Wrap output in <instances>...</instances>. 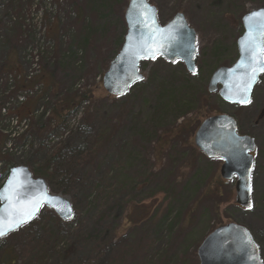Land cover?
<instances>
[{
    "label": "rangeland",
    "instance_id": "374dc122",
    "mask_svg": "<svg viewBox=\"0 0 264 264\" xmlns=\"http://www.w3.org/2000/svg\"><path fill=\"white\" fill-rule=\"evenodd\" d=\"M150 1L158 8L161 24L183 12L195 29L197 71L191 73L181 60L171 62L163 56L143 60L140 71L144 79L123 96L114 97L104 89L101 77L123 45L129 0H0L1 182L5 181L3 170L9 159L32 168L45 166L51 155L67 146L72 149V164L79 158L84 160L73 165V172L57 175L55 185L59 189L49 187L51 193L71 201L75 218L67 224L53 209L43 207L37 224L4 237L0 260L11 249L17 264H39L40 255L48 264H81L97 252L96 236H92L95 228L98 234L107 232L105 237L114 236L117 251L125 220L122 217L120 226V216L139 198L147 199L155 191H163L178 170L186 173L182 177L179 173L175 197L163 202L160 210L171 212V216L163 224L150 221L145 225L158 242L159 256L164 254L170 224H177L175 220L182 217L176 215L187 211L206 187L217 188V193L220 187L221 196L218 207L209 202L198 209V226L187 232L196 234L200 241L196 251L193 245H187L197 257L202 241L220 225L235 222L253 234L264 229V207L259 199L264 193L261 168L253 171V206L243 211L235 205V182L217 183L218 160L201 154L194 143L195 132L207 117L202 107L209 104L210 116H238L240 129L246 130L245 118L257 110L262 97L264 101V78L247 106L229 104L218 93L208 92L213 72L233 65L238 58L237 41L244 32L242 17L264 7V0ZM35 57L42 62V72L36 79H41L44 93L24 106L32 111L30 131L14 143L18 150L23 145L27 147L20 153H3L10 125L9 117L2 112L9 98L4 78L12 70L26 73L30 64H35ZM19 85L12 90L23 83ZM85 91L91 92V99L68 113L66 123L59 126L54 106L61 98ZM37 110L40 113L33 116ZM258 136L264 138V130ZM193 148L200 152L195 157L191 156ZM145 173L156 174L157 178H148L139 192L132 191L125 179L140 180ZM123 189L128 196L120 197ZM60 248L74 256L55 255ZM181 256L177 252L175 260Z\"/></svg>",
    "mask_w": 264,
    "mask_h": 264
},
{
    "label": "water",
    "instance_id": "95a60500",
    "mask_svg": "<svg viewBox=\"0 0 264 264\" xmlns=\"http://www.w3.org/2000/svg\"><path fill=\"white\" fill-rule=\"evenodd\" d=\"M153 10H155L153 12ZM264 7L247 12L242 18L244 32L237 41L239 56L231 66L217 68L208 84L210 94L218 93L229 104L252 99L255 86L264 71L252 63L244 50L249 34L259 36L264 31V17H250L260 13ZM127 32L123 45L102 77L106 92L114 97L123 96L137 82L143 80L140 71L143 60L163 56L167 61L181 60L186 69L197 70V32L192 28L183 12H177L167 23L158 19V8L149 0H129L125 10ZM255 75L250 91L246 85ZM236 119L226 113L205 118L194 135L195 146L209 158H223L220 173L226 180L237 177L236 203L244 209L252 207V183L254 140L248 135H239ZM0 176V182H1ZM251 205V207H249ZM43 207L53 209L63 221L75 218L71 201L49 191L44 178L34 177L27 166L12 167L0 186V213L5 223L9 211L12 219H21L31 213V218L14 231L34 220ZM4 236V237H6ZM0 237V239L4 238ZM199 264H264L259 247L251 231L241 224L230 222L214 229L198 247Z\"/></svg>",
    "mask_w": 264,
    "mask_h": 264
},
{
    "label": "trees",
    "instance_id": "16d2710c",
    "mask_svg": "<svg viewBox=\"0 0 264 264\" xmlns=\"http://www.w3.org/2000/svg\"><path fill=\"white\" fill-rule=\"evenodd\" d=\"M103 60V57H102ZM107 67V65H106ZM42 72V62H41V70L38 75H40ZM14 74L13 70L7 72L6 75ZM17 74V73H16ZM37 75L34 76L31 80H28L26 84H23L21 88L23 87H29L33 88L37 85H39L41 79H36ZM102 79V77H101ZM25 82L24 77L17 82L23 83ZM16 84V86H17ZM43 85V84H42ZM44 87V85H43ZM44 93V88H43ZM90 91H85L80 94H76L75 96L69 95L68 97L59 98V102L56 106H54L53 115H55L56 119L59 122V126H63L66 123L65 118L67 117L68 113H72L76 111L79 108V105L85 101H89L91 99ZM28 103V101L26 102ZM23 104L21 107L24 109ZM21 110V109H20ZM19 110V114L20 113ZM202 110L206 113L207 117L210 116L208 113L209 110V104L202 107ZM32 112V111H31ZM31 113L25 115L30 117ZM35 116V114H33ZM234 117H236L234 115ZM31 118V117H30ZM72 149L67 148L65 146L64 148L60 149L59 152L56 154L51 155V157L48 159L47 164L45 166L36 165L35 168L30 167L27 163H23L22 165H25L29 167L31 172L35 177L44 178L48 182V186H55L57 183V178L59 177L57 175L60 174H69L70 172H73V169L77 163L83 160V158H79L74 164H72L69 161V158L72 156ZM196 153H200L196 148H193V153L191 156L196 155ZM84 161V160H83ZM192 161V160H190ZM5 167L3 170V175L6 178L8 175L9 170L17 166L16 162H14L12 159L6 160ZM191 165V163H190ZM50 166H53V171H49ZM55 166V167H54ZM181 169V168H180ZM184 173L181 170H178L174 173V176H170V184H165V189L163 191H155L152 195H150L147 199L139 198L136 203H134L131 207H127V213L123 216H120V226L122 222V217L125 218L124 224L122 225V228L120 230L122 234V238L120 240L121 246H118V250L116 251V243L113 242V237H105V233H99L95 228V232L92 234V236H96V243H97V252L96 254L89 257L86 261L82 262L81 264H116L119 259L121 260V264H199V258L197 257V254L195 255V247L196 245L200 243L199 239H197V235L192 232V235L188 233L191 232L192 226L194 225L197 227L198 220L196 219V214L198 209L202 207L204 203H216L218 207L217 199L221 196V188L219 193H217V188L214 187H206L199 195L196 197L190 206L187 208V211H180L176 216H182L181 219L175 220L177 224L173 225L170 224L168 228V236H167V242L165 246L164 254L159 256V249H158V242L153 237L152 232L150 233L149 229H145L146 223L150 222L152 224H163L166 218H169L171 216V212L162 213L160 210L163 209V202H165L167 199H172L175 197V188H177V181ZM142 179L135 180V179H125L127 181L129 187L134 192H139V189L141 185H143L148 178H157L156 174L153 173H145L142 176ZM73 178V177H72ZM73 179H71L72 182ZM130 181V182H129ZM219 183V182H218ZM59 189L58 187H56ZM124 192L120 195L121 196H128V193L125 189H123ZM167 192V195H166ZM169 195V197H168ZM132 199V198H130ZM128 199H120V202H123ZM126 209V208H125ZM218 213V210L215 211ZM176 218V217H175ZM38 216L31 221L30 223L26 224L19 230L22 231L26 227H32L35 224L38 223ZM197 220V222H196ZM71 221H67V224H69ZM196 222V224H194ZM120 226L117 228L116 233ZM217 228V227H216ZM18 230V231H19ZM17 232V231H16ZM177 232V233H176ZM188 232V233H187ZM15 233V232H14ZM145 233H148L146 235ZM183 233H186V235L182 236ZM4 241L3 239H0V243ZM187 245H193L192 249L195 251H189L187 249ZM57 253L59 257H70L71 255L74 256V254H70L68 250H65L64 248H60ZM55 251V247H54ZM177 252H180L183 256L176 257L175 255ZM13 251L11 249H7L0 260V264H17V258H14ZM72 257V256H71ZM174 257V258H173ZM48 260L43 255H40L39 257V264H48Z\"/></svg>",
    "mask_w": 264,
    "mask_h": 264
},
{
    "label": "flooded vegetation",
    "instance_id": "af4514ba",
    "mask_svg": "<svg viewBox=\"0 0 264 264\" xmlns=\"http://www.w3.org/2000/svg\"><path fill=\"white\" fill-rule=\"evenodd\" d=\"M263 78H264V75H262L260 77L259 82ZM256 87H255V89H256ZM255 89H254V92H255ZM254 92H253V94H254ZM252 98H253V96H252ZM251 102H252V100H251ZM247 105H240V106H247ZM258 106L256 108L257 110L253 114H251L250 116L245 118V120L247 122V128H248L246 130H241L240 129L238 116L235 117V119L237 121V127H238L237 128V132H238V134L239 135L251 136L253 138V140H254L255 149H254L253 152H250V154L253 155V168H252V175H251V183L253 181V177H252L253 176V171H255V169H257L258 167L261 168L260 172L262 173V176L264 175V138L260 139L259 136H258V134H260L264 130V123H263L264 122V101H263V97H262V100L260 101V103L258 104ZM200 152H201V154H204L202 151H200ZM207 158H209V157H207ZM210 159H216L219 162L218 164H219L220 168H219V178L217 180V183L218 182L219 183L235 182V186H236V181H237V177L236 176H234L230 180H226V179L222 178V176H221L220 170H221V167H222V165L224 163V159L220 158V157H218V158H210ZM259 161H260V164H259ZM263 195H264V193L261 194L259 199H260V202L262 203V205L264 207V196ZM252 202H253V198H252ZM235 205H236V207L240 208L243 211L244 210L246 211V210H249V209L252 208V207L249 208V209L242 208L241 206H239L236 203V199H235ZM251 234H252L253 238L255 239V241H256V243H257V245L259 247V252H260L261 259L264 262V229H262L261 231L255 233V234H253L252 231H251Z\"/></svg>",
    "mask_w": 264,
    "mask_h": 264
},
{
    "label": "built area",
    "instance_id": "2783aa9c",
    "mask_svg": "<svg viewBox=\"0 0 264 264\" xmlns=\"http://www.w3.org/2000/svg\"><path fill=\"white\" fill-rule=\"evenodd\" d=\"M34 61L35 64L32 63L33 66L30 64V69L27 71V79H31L33 76L40 73L41 65L39 58L35 57ZM21 79H22L21 75H18L16 73L9 74L7 76L8 85H9V90L7 94H10L13 91L12 89L15 88V83ZM41 92H42V87L39 85L32 89L21 90L17 92L15 96L9 98V102L5 105V108H3L2 110V112L7 117H9V123H10L9 130L6 132L9 138V142H8L9 144L8 143L6 144V147L4 148L5 151L9 150L11 152L20 153L21 150L27 147L26 145L21 146L20 150H18V148H14V143L29 132L31 125L30 118L27 117L22 118L16 114L10 115L9 109L24 104L28 99L40 95ZM38 113L39 111L36 112V114Z\"/></svg>",
    "mask_w": 264,
    "mask_h": 264
},
{
    "label": "snow or ice",
    "instance_id": "6c2138e0",
    "mask_svg": "<svg viewBox=\"0 0 264 264\" xmlns=\"http://www.w3.org/2000/svg\"><path fill=\"white\" fill-rule=\"evenodd\" d=\"M154 11L155 10H153V12ZM257 15L264 17V10H262L260 13L250 14L249 18ZM244 50L249 54L251 62L259 65L258 70L264 71V31H261L259 36L250 33L248 38L244 42ZM253 82H255V75L252 76L250 82L246 85L245 88L246 92L250 91L251 84ZM241 102L242 103L250 102V100L246 97L245 100H242ZM249 207H251V205H249ZM13 214H14L13 211H9L8 213L9 219L6 224L4 219V214L0 213V237H4L10 231L16 230L28 219H30L32 215L31 213H29L21 219H12L11 217L13 216Z\"/></svg>",
    "mask_w": 264,
    "mask_h": 264
},
{
    "label": "crops",
    "instance_id": "0c3cea01",
    "mask_svg": "<svg viewBox=\"0 0 264 264\" xmlns=\"http://www.w3.org/2000/svg\"><path fill=\"white\" fill-rule=\"evenodd\" d=\"M20 113L21 114H29V113H31V109L25 110V108L24 109L21 108Z\"/></svg>",
    "mask_w": 264,
    "mask_h": 264
}]
</instances>
